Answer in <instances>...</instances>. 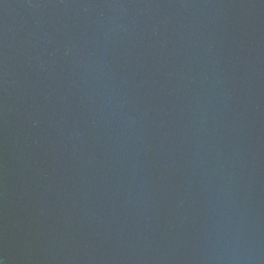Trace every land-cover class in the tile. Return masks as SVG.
Masks as SVG:
<instances>
[{"label": "water", "instance_id": "1", "mask_svg": "<svg viewBox=\"0 0 264 264\" xmlns=\"http://www.w3.org/2000/svg\"><path fill=\"white\" fill-rule=\"evenodd\" d=\"M0 264H264V0H0Z\"/></svg>", "mask_w": 264, "mask_h": 264}]
</instances>
